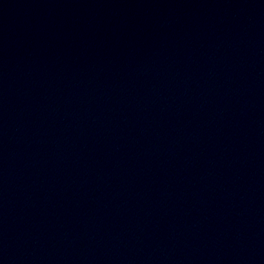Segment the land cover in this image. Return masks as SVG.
<instances>
[{"label": "water", "instance_id": "95a60500", "mask_svg": "<svg viewBox=\"0 0 264 264\" xmlns=\"http://www.w3.org/2000/svg\"><path fill=\"white\" fill-rule=\"evenodd\" d=\"M0 264H264V0H0Z\"/></svg>", "mask_w": 264, "mask_h": 264}]
</instances>
